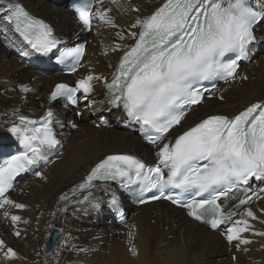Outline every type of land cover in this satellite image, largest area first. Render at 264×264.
I'll list each match as a JSON object with an SVG mask.
<instances>
[{"label":"bare ground","instance_id":"1","mask_svg":"<svg viewBox=\"0 0 264 264\" xmlns=\"http://www.w3.org/2000/svg\"><path fill=\"white\" fill-rule=\"evenodd\" d=\"M18 2L48 20L60 39L72 43L87 40V45L79 69L63 76L55 68L44 66L39 57L10 32L9 25L0 23V130L5 132V126L17 115L41 114L48 106L47 93L55 82L67 80L75 84L89 74L96 79L87 99L78 93L77 109L61 108L58 102L50 106L63 120L61 126H55L60 142L46 160L29 172L30 176L25 175L19 186L20 180H17L6 194L25 208L0 209V240L5 244V248L0 249V264H264V236L255 234L264 232V191H261L264 184L261 182L251 183L256 195L249 192L251 200L244 205L236 198L244 197L235 190L221 200L226 212L236 213L231 217L233 222L248 209L257 217L255 220L247 218L251 227L242 237L251 243L241 244L239 249L236 241L229 244L225 239L224 232L231 224L210 231L191 220L187 210L164 201L134 206L127 195L109 183L95 182L96 186L91 189L78 188L84 182L83 175L105 155L128 152L147 161H158V147L148 146L119 110L109 108L105 102L104 82L119 55L134 40L130 33H137L139 26L133 28L132 25L138 19H145L163 0L96 2L89 34L82 32L67 0ZM253 3L264 6V0H253ZM97 10H108L106 14L115 27L99 20ZM257 36L264 40L263 24L258 27ZM25 50L31 54L22 55ZM250 52L249 63L241 65L234 78L206 92L202 102L186 114L176 129L166 134L167 141H172L204 116H231L252 101L264 99V42L257 43ZM21 86L28 90L22 91ZM77 119L79 127L73 130L69 123H77ZM103 120L110 126L102 127ZM62 196L66 199H61ZM85 196L89 198L85 200ZM112 196L128 208V219L122 225L115 222L103 202V198L105 201ZM5 211L9 213L7 218ZM11 215L20 216L21 220L13 224ZM54 228L60 229V233L47 253L45 244ZM17 231L19 236L15 235ZM9 247L17 253L15 259L4 258L3 253ZM132 248L135 255L130 251Z\"/></svg>","mask_w":264,"mask_h":264},{"label":"snow or ice","instance_id":"2","mask_svg":"<svg viewBox=\"0 0 264 264\" xmlns=\"http://www.w3.org/2000/svg\"><path fill=\"white\" fill-rule=\"evenodd\" d=\"M76 11L83 24L90 27L89 9L77 8ZM107 11L97 10L96 17L115 27ZM0 23L10 25L32 53L48 56L60 43L52 28L31 16L18 0H0ZM262 24L264 7L257 9L249 0H166L151 16L138 19L132 25L140 28L138 38L137 33H130L136 38L135 44L121 57L111 83L106 85V96L109 105L122 108L143 131L155 133L147 138L158 147V164L145 168L131 155H109L92 168L80 189L95 187L94 181L128 177L126 189L135 183L141 184L143 191L156 189L159 195L153 192L152 200H170L186 208L190 217L213 229L231 224L224 232L229 244L236 241L239 249L241 244L251 243L242 234L251 227L247 218L257 219L253 211L246 210L233 222L231 217L236 213L225 212L217 201L235 190L244 197H236L239 204L244 205L251 200L249 192L256 195L250 180L264 182V103H254L234 117L210 115L176 137L174 142L167 141L166 134L180 124L185 106L201 101L202 92L195 87L198 81L216 76L235 77L237 60L246 56L257 43L264 42L257 36ZM117 35L123 39L121 34ZM83 51L82 46L64 50L57 59L72 58L79 65ZM230 53L235 54V58L222 59ZM21 54L31 53L25 50ZM94 79L91 74L84 76L75 82V87L58 83L49 99L67 98L75 104L77 93L87 99L93 91ZM21 90L28 89L21 86ZM53 116L52 110L39 120L20 116L19 124L7 129L23 150L12 154L11 149L5 151L0 145V209L25 208L6 194L18 176L32 171L56 149L59 141L53 131ZM222 187L227 190L217 191ZM165 189H178L191 198L182 201L179 194H166ZM213 192L216 195H212ZM203 194L210 198H204ZM4 216L7 218L9 213L5 211ZM10 219L15 224L21 217L11 215ZM255 234L264 236V232ZM15 235L19 236L20 232ZM4 248V241L0 240V249ZM130 251L136 254L134 248ZM3 255L6 260L17 257L10 247Z\"/></svg>","mask_w":264,"mask_h":264},{"label":"water","instance_id":"3","mask_svg":"<svg viewBox=\"0 0 264 264\" xmlns=\"http://www.w3.org/2000/svg\"><path fill=\"white\" fill-rule=\"evenodd\" d=\"M59 233H60V229H58V228H54L52 230L50 238L45 244V247H46L45 251H48L50 249V246L55 243L56 238H57Z\"/></svg>","mask_w":264,"mask_h":264},{"label":"rangeland","instance_id":"4","mask_svg":"<svg viewBox=\"0 0 264 264\" xmlns=\"http://www.w3.org/2000/svg\"><path fill=\"white\" fill-rule=\"evenodd\" d=\"M68 5V4H67ZM264 25V24H263ZM59 104V103H58ZM53 105V104H52ZM60 105V104H59ZM19 113H22V112H19ZM31 114V113H30ZM58 116V118L57 119H60V116L59 115H57ZM93 117H95V114L93 115ZM73 121V120H72ZM77 121V126L79 127V121H78V119L76 120ZM74 122V121H73ZM64 125H68L67 123H64ZM6 127V126H5ZM78 127L76 128V129H78ZM104 128H106V127H104ZM76 129H73V130H76ZM0 134H4V129H2V130H0ZM1 140H5V141H9V138H1ZM27 176H30V175H27ZM25 179V177H23L22 179H20V181L18 182V186L20 185V183L23 181ZM104 199L105 198H103V202H104V204H105V201H104ZM105 206H106V204H105ZM126 206V205H125ZM127 207V206H126ZM106 208H107V206H106ZM108 209V208H107ZM108 211H109V209H108ZM110 212V211H109ZM111 213V212H110ZM113 218V217H112ZM57 242V241H56ZM44 251H45V248H44Z\"/></svg>","mask_w":264,"mask_h":264}]
</instances>
